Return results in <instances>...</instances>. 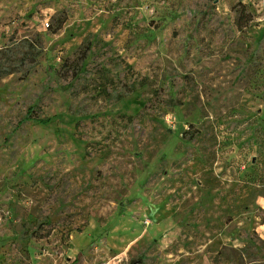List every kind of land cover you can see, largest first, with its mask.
Returning <instances> with one entry per match:
<instances>
[{
  "label": "rangeland",
  "instance_id": "1",
  "mask_svg": "<svg viewBox=\"0 0 264 264\" xmlns=\"http://www.w3.org/2000/svg\"><path fill=\"white\" fill-rule=\"evenodd\" d=\"M0 201V264H264V0H0Z\"/></svg>",
  "mask_w": 264,
  "mask_h": 264
},
{
  "label": "built area",
  "instance_id": "2",
  "mask_svg": "<svg viewBox=\"0 0 264 264\" xmlns=\"http://www.w3.org/2000/svg\"><path fill=\"white\" fill-rule=\"evenodd\" d=\"M48 23L46 24L47 27ZM8 212H5L3 207L1 206V201H0V231L4 222V219L7 217ZM0 253H1V242H0Z\"/></svg>",
  "mask_w": 264,
  "mask_h": 264
},
{
  "label": "trees",
  "instance_id": "3",
  "mask_svg": "<svg viewBox=\"0 0 264 264\" xmlns=\"http://www.w3.org/2000/svg\"><path fill=\"white\" fill-rule=\"evenodd\" d=\"M57 28H60V25H59ZM87 50H88V46H86V47L82 50V53H81L80 56H79V58H80V62H83V60L85 59L86 54H87Z\"/></svg>",
  "mask_w": 264,
  "mask_h": 264
},
{
  "label": "crops",
  "instance_id": "4",
  "mask_svg": "<svg viewBox=\"0 0 264 264\" xmlns=\"http://www.w3.org/2000/svg\"><path fill=\"white\" fill-rule=\"evenodd\" d=\"M259 226H260V228H264V224H260ZM77 254H80V251H78Z\"/></svg>",
  "mask_w": 264,
  "mask_h": 264
},
{
  "label": "water",
  "instance_id": "5",
  "mask_svg": "<svg viewBox=\"0 0 264 264\" xmlns=\"http://www.w3.org/2000/svg\"><path fill=\"white\" fill-rule=\"evenodd\" d=\"M130 264H138L137 261H132Z\"/></svg>",
  "mask_w": 264,
  "mask_h": 264
}]
</instances>
